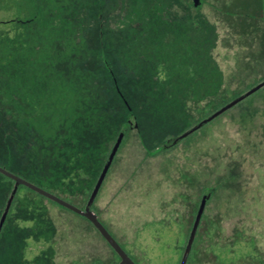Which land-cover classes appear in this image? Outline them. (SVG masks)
Returning <instances> with one entry per match:
<instances>
[{
    "label": "rangeland",
    "instance_id": "rangeland-1",
    "mask_svg": "<svg viewBox=\"0 0 264 264\" xmlns=\"http://www.w3.org/2000/svg\"><path fill=\"white\" fill-rule=\"evenodd\" d=\"M263 79L264 0H0V166L85 209L121 137L91 208L137 264H180L203 198L187 264H264V88L176 142ZM119 263L84 216L14 199L0 264Z\"/></svg>",
    "mask_w": 264,
    "mask_h": 264
},
{
    "label": "water",
    "instance_id": "water-1",
    "mask_svg": "<svg viewBox=\"0 0 264 264\" xmlns=\"http://www.w3.org/2000/svg\"><path fill=\"white\" fill-rule=\"evenodd\" d=\"M199 1L200 0H195V4H199ZM264 86V81L260 82L258 85H256L255 87H253L252 89H250L249 91H247L246 93H244L243 95L237 97L236 99L232 100L231 102H229L226 106H224L222 109H220L219 111H217L216 113H214L212 116H210L208 119H206L205 121L201 122L200 125H198L197 127H194L192 129H190L189 131H187L186 133H184L182 135L183 136H186L188 133H191L193 132L194 130H196L197 128H199L201 125H203L204 122H207L211 119H213L214 117H216L217 115H219L220 113L224 112L225 110H227L228 108H231L232 106H234L235 104H237L238 102L242 101L243 99L247 98L248 96H250L251 94H253L254 92H256L257 90H259L261 87ZM121 137L117 140V142L115 143L106 163H105V166H104V169L101 173V176L95 186V189L93 190L89 200H88V203L85 207V209H81L73 204H71L70 202L58 197L57 195L33 184L32 182H29L28 180L8 171L7 169L3 168L0 166V172H2L3 174L7 175L8 177L14 179L17 183H20V184H24L28 187H30L31 189L37 191L38 193L54 200L55 202L63 205L64 207L66 208H69L75 212H77L78 214L84 216L85 218H87L95 227L96 229L102 234V236L108 241V243L111 245V247L117 252V254L120 256V263L119 264H137L129 255L128 253L123 249V247L118 243V241L112 236V234L108 231V229L104 226V224L100 221V219L98 218L97 214L92 210V205L99 193V190L103 184V181L114 161V158L119 150V147L121 145ZM16 188L13 190L12 194H11V197L7 203V206H6V209L1 217V220H0V230L1 228L3 227L4 223H5V220L7 218V215H8V212H9V209L11 207V204H12V201H13V198L15 196V193H16ZM207 201H208V198H203L201 203H200V206H199V209H198V212H197V215H196V218H195V221H194V224H193V227H192V230H191V233L189 235V238H188V241H187V244H186V247H185V250H184V253H183V256L181 258V261H180V264H187L188 262V259H189V256H190V253H191V250H192V247H193V244H194V241H195V238H196V234H197V231H198V228H199V225L201 223V219H202V216H203V213L205 211V208H206V204H207Z\"/></svg>",
    "mask_w": 264,
    "mask_h": 264
},
{
    "label": "trees",
    "instance_id": "trees-1",
    "mask_svg": "<svg viewBox=\"0 0 264 264\" xmlns=\"http://www.w3.org/2000/svg\"><path fill=\"white\" fill-rule=\"evenodd\" d=\"M10 21H14V19H11V20H9V21H6V22H10ZM105 61V60H104ZM106 62V64L108 63L107 62V60L105 61ZM109 64V63H108ZM107 64V65H108ZM262 81H264V79L262 80ZM261 81V82H262ZM262 88H264V86L263 87H261L260 89H262ZM259 89V90H260ZM239 97V96H238ZM236 99V98H235ZM234 100V99H233ZM244 100V99H243ZM241 102V101H240ZM240 102H238L237 104H239ZM237 104H235L234 106H236ZM234 106H232L231 108H233ZM231 108H228L227 110H225L224 112H222V113H220L219 115H217L216 117H214L213 119H211V120H209V121H207V122H204L203 123V125H201L199 128H197L196 130H194L193 132H191V133H188L186 136H183L182 137V135L184 134V133H186L187 131H189V129L188 130H185V132L184 133H182L180 136H178L177 138H179L176 142H178V141H180L181 139H183V138H186V137H188V136H190L192 133H194L195 131H197V130H199L200 128H202V127H204L207 123H209V122H211L212 120H214V119H216V118H218V117H220L222 114H224V113H226L228 110H230ZM121 144H122V141H121ZM176 143H171V144H167L166 146H173V145H175ZM120 147H121V145H120ZM119 147V148H120ZM0 173H2V172H0ZM3 174V173H2ZM4 176H5V178L7 179V180H11L16 186L15 187H17L16 188V193H15V196H14V198H13V201H14V199L20 194V192H24V191H35V190H33V189H31L30 187H28V186H26V185H24V184H20V183H17L14 179H12V178H10V177H8L7 175H5V174H3ZM37 192V191H36ZM19 193V194H18ZM41 195V194H40ZM46 197V196H45ZM46 198H48V197H46ZM50 199V198H49ZM51 201H53V202H55L54 200H52V199H50ZM13 201H12V204H13ZM208 202V201H207ZM57 203V202H56ZM12 204H11V206H12ZM59 204V203H58ZM61 205V204H60ZM207 205V204H206ZM61 206H63V205H61ZM64 207V206H63ZM10 209H11V207H10ZM10 209H9V212H10ZM206 209V208H205ZM9 212H8V215H9ZM204 213H205V211H204ZM204 213H203V215H204ZM8 215H7V217H8ZM202 218H203V216H202ZM6 220H7V218H6ZM6 220H5V222H6ZM201 222H202V219H201ZM5 224V223H4ZM200 226H201V223H200V225H199V228H200ZM3 227H4V225H3ZM3 227L1 228V230H0V233H1V231H2V229H3ZM199 228H198V230H199ZM197 233H198V231H197ZM196 237H197V234H196ZM195 240H196V238H195ZM195 242V241H194ZM194 245V244H193ZM192 249H193V247H192ZM221 252L219 253V255H218V258L220 259V261L223 263V264H225L226 262H227V256L229 255V251L231 250V247L230 246H228V245H225L224 247H222L221 248ZM115 251V250H114ZM116 252V251H115ZM191 252H192V250H191ZM116 254H117V252H116ZM191 254V253H190ZM118 255V254H117ZM118 257L120 258V256L118 255ZM121 260V259H120Z\"/></svg>",
    "mask_w": 264,
    "mask_h": 264
}]
</instances>
